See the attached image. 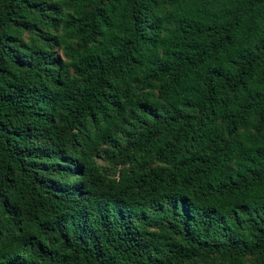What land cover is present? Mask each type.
<instances>
[{
    "label": "trees",
    "instance_id": "trees-1",
    "mask_svg": "<svg viewBox=\"0 0 264 264\" xmlns=\"http://www.w3.org/2000/svg\"><path fill=\"white\" fill-rule=\"evenodd\" d=\"M199 262L264 264V0H0V264Z\"/></svg>",
    "mask_w": 264,
    "mask_h": 264
},
{
    "label": "rangeland",
    "instance_id": "rangeland-1",
    "mask_svg": "<svg viewBox=\"0 0 264 264\" xmlns=\"http://www.w3.org/2000/svg\"><path fill=\"white\" fill-rule=\"evenodd\" d=\"M103 147H104V145L101 146L100 151L103 149ZM96 159H97V161H98L99 163H101V161H100V159L98 158V156H97ZM198 264H202V263L199 262Z\"/></svg>",
    "mask_w": 264,
    "mask_h": 264
}]
</instances>
